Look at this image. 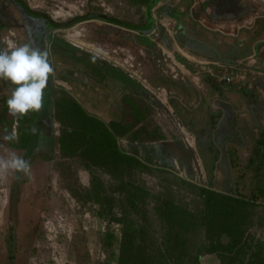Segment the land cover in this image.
<instances>
[{"label":"rangeland","instance_id":"obj_1","mask_svg":"<svg viewBox=\"0 0 264 264\" xmlns=\"http://www.w3.org/2000/svg\"><path fill=\"white\" fill-rule=\"evenodd\" d=\"M24 1L58 22L102 13L141 24L151 0ZM167 2L190 8L196 28L206 23L222 50L263 28L254 21L264 19V0H238L236 12L246 8L240 20L220 14L217 0H162L148 35L99 18L44 31L43 19L0 0V48L30 42L49 52L54 69L33 122L28 113L5 129L16 131L15 147L4 144L0 124V155L15 152L31 166L30 178L0 180V264H120L129 237L145 250L141 264H264V69L257 56L235 64L190 59L188 70L175 64L184 57L161 24ZM57 40L119 68L137 87L92 57L77 60ZM245 69L244 79L223 82ZM13 87L0 80V122ZM125 94L147 115L134 125L138 139L112 131L116 146L83 112L109 127L138 118L126 111ZM29 126L38 132L26 150L20 135ZM198 186L214 190L208 204ZM230 195L252 203L235 206Z\"/></svg>","mask_w":264,"mask_h":264},{"label":"trees","instance_id":"obj_2","mask_svg":"<svg viewBox=\"0 0 264 264\" xmlns=\"http://www.w3.org/2000/svg\"><path fill=\"white\" fill-rule=\"evenodd\" d=\"M159 0H151L148 8H147V18L144 21V23L141 24H135L132 22H128V21H121V20H117L114 17H109L107 16L104 19H107L109 21H113L115 23H118L122 26H125L127 28L133 29V30H137L140 31L144 34L151 32L155 26H156V22L155 19L152 17L151 11L152 8L156 5V3ZM161 12L176 19L177 21V30H178V38H179V42L183 45H189L190 48L195 51V52H200L202 54H208V55H212L218 59H222V60H230V61H236V58H240L243 57L245 55H247L248 52L243 51L242 49L234 46L232 47L230 50L226 51V52H221L219 51V48L217 46V44H213V46H209L208 44H206V42L200 40L198 37V35L201 34L202 32V28L197 29L195 27V25H191L188 26L186 25V21H185V14L183 12H180L178 9L173 8L170 4H165L163 5V7L161 8ZM152 24V25H151ZM57 43L62 46L63 48H66V50H69L73 53L76 54H84L88 57H92L94 60H97L98 64L100 65H104L105 69L108 70L109 72H111L112 75H114L116 78H118L119 80H122L126 83H132L134 84L135 81L128 76L125 72L121 71L119 68L112 66L111 64H108L107 62H105L104 60L95 57L94 55L85 52L84 50H81L80 48L74 47L68 43L65 42H60L59 40H57ZM150 46H153V43H150ZM158 55H160V52L157 50L156 51ZM235 53V54H234ZM124 103H125V108L126 111L128 108L133 109V111H138L141 115L138 118H132L131 119H127V118H123L120 121H114L113 123H111L110 127L108 124H106L104 121L100 120L99 118L89 115L86 112H83L84 115L90 119H94L96 121L101 122L105 127H107V132L110 134L111 138L113 139V141L115 142L116 146H117V141L116 138L114 137L112 131H116L118 133H124V132H129L130 131V135L132 136L133 139H138V132L134 129V125H136L137 123H139L141 121L142 118H144L147 115V107L143 106V104H141L139 101L135 100L133 97H131L129 94H125L123 97ZM79 108H81V105L79 103L76 104ZM146 112H145V111ZM31 114L30 118H29V122H33V115L34 112H29ZM15 122V117L11 116L8 113L7 110V106L5 109V115L3 116V118L1 119L0 124L2 125V130L4 131L8 126H12ZM33 126H29L27 128L26 132H23L20 135V143L21 146L23 148H25L26 150H28V148L31 145V140L33 137V134L31 133V128ZM113 127V128H112ZM2 131V132H3ZM9 132L13 131V129H9ZM4 144L7 145L8 147H15L16 146V142H5ZM118 151V150H117ZM119 152V151H118ZM120 153V152H119ZM198 189L200 190V192L202 193L205 202L208 204L211 200V193H215L214 190H212L211 188L205 187V186H198ZM227 195V194H225ZM229 198H231L233 200V203L235 204V206H246L248 204H251V200H247L244 198H241L237 195H230ZM129 239V240H128ZM134 238L133 237H129L127 238V241L124 242L123 247H122V255H121V262L120 264H126V263H133V264H141L142 262L144 263V261H141V257L145 255V250L141 248V244H135V242H133ZM128 241L132 242L131 245H128ZM167 251H171V248H167ZM141 261V262H140Z\"/></svg>","mask_w":264,"mask_h":264},{"label":"clouds","instance_id":"obj_3","mask_svg":"<svg viewBox=\"0 0 264 264\" xmlns=\"http://www.w3.org/2000/svg\"><path fill=\"white\" fill-rule=\"evenodd\" d=\"M53 73L49 52L32 46L30 42L10 45L8 50L0 48V80L14 86L6 100L8 113L22 118L29 112H40L44 106L45 89ZM37 132V127L33 126L31 133ZM2 139L14 142L18 136L14 130H5ZM9 174L16 178H21V175L30 178L29 161L15 152L6 151L0 155V180L7 179Z\"/></svg>","mask_w":264,"mask_h":264},{"label":"crops","instance_id":"obj_4","mask_svg":"<svg viewBox=\"0 0 264 264\" xmlns=\"http://www.w3.org/2000/svg\"><path fill=\"white\" fill-rule=\"evenodd\" d=\"M160 1H162V0H159L157 3H156V5L160 2ZM170 1V0H169ZM226 1H228V2H235V4H233V6H232V8H227V7H225V6H223V1L222 0H217V4L216 5H219V9H218V12L220 13V14H222L223 16H224V13L226 14V12L227 11H234V12H236V7H237V3L236 2H238V0H232V1H229V0H226ZM166 4H169V2H167ZM155 5V6H156ZM163 5H165V3L163 4ZM171 6H172V4H170ZM154 6V7H155ZM153 7V8H154ZM163 7V6H162ZM162 7H160V8H162ZM173 7V6H172ZM152 8V9H153ZM174 8V7H173ZM238 8H239V6H238ZM175 9H178L180 12H183L184 14H185V21H186V25H188V26H190L191 27V25L193 26V25H195L196 24V22H195V18L193 17V12H192V10L189 8L188 10H185V11H182L181 9H179V8H175ZM210 9V8H209ZM211 9H214V8H211ZM246 10V8H241V10H239L238 12H236L235 13V17L238 19V20H240L241 18H240V14L242 13V11H245ZM160 11H161V9H160ZM162 13V12H161ZM151 14H152V17L155 19L156 18V15L154 14L153 15V13H152V11H151ZM164 14V13H163ZM162 15V14H161ZM227 15V14H226ZM164 18H162L161 20H162V23L161 24H164L165 26H166V30L167 31H169L170 32V35H171V38H172V40H170V41H172V43H173V45L174 46H178V47H180L181 48V54L180 55H182L181 57L183 58L182 60L179 58V61L180 62H178V59H176V58H173V61H174V63L175 64H178L180 67H183V68H185L186 70H188L187 68H186V66H185V63H187L188 61H191L190 59H205V60H210V61H213V62H221V63H224V64H235V63H237V62H241L242 60H245V59H247V58H249V57H254V56H257L258 57V60H259V63H260V65H261V67H262V69H264V39H261V40H258L257 41V39L255 38V37H257L258 35L257 34H260L261 32H264V19H258V20H256V21H254L255 22V24L254 25H258L259 24V27H263L262 29L261 28H259V30H258V32H257V34L255 33V32H253L252 31V27H254V26H252V24H250V25H248L247 27H246V29H251L250 31L248 30L247 32H244L243 33V38H241V40L239 41V42H237V43H233V44H231V46L229 47V48H227V50H222L221 48H220V45H219V43H218V41H215V40H212V37L210 36V34H208V33H205V31H204V29H205V26L207 25L206 23H204L203 22V24H201V27H200V29L202 28V32H201V34L200 35H198V37H196V38H199L200 40H202V41H204V42H206V44H208L209 46H213V44H217V46H218V48H219V51H221V52H226V51H228V50H230L232 47H234V46H236V47H238V48H240V49H242L243 51H246V52H248L247 53V55H245V56H243V57H240V58H236V61H230V60H222V59H218V58H216V57H214V56H212V55H208V54H202V53H200V52H195V51H193L191 48H190V46L189 45H186V46H183L180 42H179V38H178V30H177V21H176V19H174V18H172V17H170V16H168V15H166V14H164ZM189 19H192L193 20V22H190L189 21ZM237 20V21H238ZM155 22H156V26H157V19H155ZM227 24V23H226ZM236 24V23H235ZM238 25H240V24H238ZM156 26H155V28L151 31V32H149V33H146V35H148V34H150V33H153V31H155L156 30ZM252 26V27H251ZM196 27V26H195ZM251 27V28H250ZM235 30L237 31L236 32V34H238V31L240 30V28H238V26H237V28H235ZM242 30H243V28H242ZM137 31V30H136ZM140 32V31H139ZM140 33H142V32H140ZM248 33H252V35H250L249 37H248V39H247V41H244V39L247 37L246 36V34H248ZM144 34V33H143ZM156 35L157 36H159V34L158 33H156ZM164 45H165V47L167 46L166 45V43H164ZM159 51V50H158ZM160 52V51H159ZM235 54V53H234ZM256 61H257V59L255 58V59H252V61L251 62H249L248 64L249 65H252V64H250V63H256ZM189 63V62H188ZM190 63H193V62H190ZM189 66H191L190 64H188ZM173 68V67H172ZM173 70L175 71V68H173ZM245 71L248 73V71L245 69ZM235 73H237V72H235ZM247 75V74H246ZM235 80H240V79H235ZM234 80V81H235ZM233 81V82H234ZM223 82H225L224 81V79H223ZM225 83H227V82H225ZM227 84H229V83H227Z\"/></svg>","mask_w":264,"mask_h":264},{"label":"flooded vegetation","instance_id":"obj_5","mask_svg":"<svg viewBox=\"0 0 264 264\" xmlns=\"http://www.w3.org/2000/svg\"><path fill=\"white\" fill-rule=\"evenodd\" d=\"M17 4H18V6L19 7H21L22 8V10H24L27 14H29V15H32V16H35V17H39V18H41V19H43L44 20V25H42V26H39L42 30H44V31H46V29H45V27L47 26V25H51L53 28H67V27H56V26H53L52 24H51V20H54L51 16H49L47 13H44V12H40V11H38V12H40V13H43V14H45V15H47V17H45V16H43V15H38V14H32L31 12H29V11H27L26 10V8H25V5H28L24 0H14ZM108 16V15H107ZM109 17H112V16H109ZM99 17H97V19H98ZM114 18H116V17H114ZM92 19H96V18H92ZM99 19H101V20H104V21H106L107 23H111V24H115V25H117V26H121V27H125V26H122V25H120V24H118V23H115V22H113V21H109V20H107V19H104V18H99ZM117 20H120V19H118V18H116ZM88 20H91V19H88ZM72 21V20H71ZM85 21H87V20H85ZM121 21H123V20H121ZM62 23H67V22H62ZM77 23H79V22H77ZM72 27V26H71ZM127 28V27H126ZM70 53V52H69ZM68 54V53H67ZM69 55H71L72 57H74V58H77V60H79V61H89V59H87V57L88 56H86V55H84V54H82V53H80V54H74V53H71V54H69ZM100 67L105 71V72H107L108 74H111V72H109L108 70H106L105 69V67H104V65H101L100 64ZM120 81H122V80H120ZM123 82V81H122ZM132 84V83H131ZM136 83H134V84H132V85H134V86H136L137 87V85H135ZM123 97H124V95H123Z\"/></svg>","mask_w":264,"mask_h":264},{"label":"water","instance_id":"obj_6","mask_svg":"<svg viewBox=\"0 0 264 264\" xmlns=\"http://www.w3.org/2000/svg\"><path fill=\"white\" fill-rule=\"evenodd\" d=\"M25 8H26L27 11L31 12L32 14H38V15H43V16L47 17V15L34 10L33 8H31L28 5H25ZM97 17L106 18L107 15L102 14V13H89V14H86V15L79 16V17H77V18H75L72 21L67 22V23H62V22H58L56 20H51V24L53 26H56V27H69V26H72V25L76 24L77 22L85 21V20L92 19V18H97Z\"/></svg>","mask_w":264,"mask_h":264},{"label":"built area","instance_id":"obj_7","mask_svg":"<svg viewBox=\"0 0 264 264\" xmlns=\"http://www.w3.org/2000/svg\"><path fill=\"white\" fill-rule=\"evenodd\" d=\"M246 74L247 72L245 70L240 71V72H237L235 75L233 74L228 75L227 77L224 78V81L227 83H232L235 79H244Z\"/></svg>","mask_w":264,"mask_h":264}]
</instances>
